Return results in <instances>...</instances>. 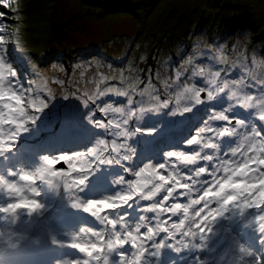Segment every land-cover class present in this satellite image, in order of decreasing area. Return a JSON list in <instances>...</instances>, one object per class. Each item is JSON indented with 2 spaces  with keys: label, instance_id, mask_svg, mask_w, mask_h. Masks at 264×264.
<instances>
[{
  "label": "rangeland",
  "instance_id": "374dc122",
  "mask_svg": "<svg viewBox=\"0 0 264 264\" xmlns=\"http://www.w3.org/2000/svg\"><path fill=\"white\" fill-rule=\"evenodd\" d=\"M0 11L5 12L4 20L12 26L11 29L0 28V35L7 38L4 42L6 64L15 70V76L10 72L8 76L18 82L12 87L20 94L29 115L38 113L35 119L25 122L23 131L14 125L9 128L7 117L0 125L6 137L18 133L10 141L12 147L0 152V166L7 165L5 170L0 169V174L20 179L19 170L38 167L45 154L80 153L88 166L80 190L86 199L99 200L106 193L113 194L126 188L129 180L151 179L161 184L154 196L136 194L124 203L110 201L116 208L101 206L100 209L117 221L108 227L132 233L138 242H143L145 252L137 264L155 262L149 250L157 257L162 252L167 254L162 264H175L180 256H188L185 260L189 263L197 256L190 264H254V261L261 264L258 260L259 257L264 260L262 233L245 221L250 215L259 214L264 205H250L244 212L226 210L215 219L210 231L208 217H200L206 211L201 193L214 179L209 169L219 175L223 170L218 167L220 162L232 156L228 149L243 150L248 146L251 123L257 124L255 138L259 140L264 136L259 127H264V122L252 117L254 107L251 110L242 105L225 108L227 97L223 92L207 99L210 85L200 69L207 72L210 65L220 71L223 79L243 77L244 87L248 91L256 90L247 82L252 81L253 76L256 78L253 83L264 77V64L260 63L264 61V0H5L0 3ZM10 16L15 21L9 20ZM218 49H221L219 53ZM196 52L201 55L196 56ZM190 54L192 59L182 65L181 61ZM193 86L204 99L189 107L184 91H190ZM40 101L45 102L43 108L32 107ZM116 105H127L124 110L130 115L125 117L115 111ZM216 110L224 111L231 119L216 116ZM237 118L244 123L236 125ZM225 124L236 131L222 135L205 131ZM54 131L76 136L82 140V146L74 143L71 148L60 149L52 144L58 137ZM125 131L133 135H124ZM193 135L201 140L186 143ZM212 136H215V147L207 145ZM49 137H52L50 143L46 141ZM125 140L133 149L131 160L123 159L114 148V141L119 142V153L128 154L123 144ZM47 143V148L54 150L40 151L38 156L29 153L21 160L20 155L27 152L25 149L32 151ZM87 149H96L99 156ZM173 150L195 153V158L166 156ZM108 157H119L120 161H108ZM149 161L152 162L149 169L137 177L135 173ZM68 163L57 160L52 167L67 168ZM156 165H164L156 171L168 175L169 180L151 171ZM201 168L204 171H198ZM79 171L73 169L74 173ZM64 176L71 185V174ZM35 183L39 184V180ZM76 183L78 185L79 181ZM151 186L145 184V188ZM214 188L215 185L209 191ZM189 194L200 196L195 204L189 205L191 218L183 207L172 211L174 205L187 203ZM40 198L42 208L29 218L30 234L38 239L26 243L36 244L35 256L27 264L44 261L53 264L58 259L52 253L53 244L65 252L69 246L80 250L68 241L69 233L78 230L81 224L90 228L105 227L91 213L68 202L63 193V180L59 190H45ZM4 199L0 193V202ZM144 204L156 207L145 209ZM173 214L178 217L174 218ZM141 216L143 222H140ZM121 219L125 222L123 228L119 223ZM162 228L167 232L162 233ZM149 229H152L151 235H145ZM189 230L207 234L201 242L199 235L189 236ZM169 231L172 236L168 235ZM181 237L190 243L183 246ZM120 239L124 243L109 254L108 264H122L120 252L129 257L133 255L136 245L132 237L125 239L121 235ZM193 240L201 245L196 254L191 250ZM159 241L163 243L157 249L155 244ZM221 241L226 243L221 244ZM124 244L134 246L122 250ZM244 248L251 251L246 252ZM24 250L25 247L16 253L18 260L25 261L29 256ZM180 250L185 253L176 256ZM114 252L119 255L115 257ZM82 253H67V256L77 258L79 264L87 256Z\"/></svg>",
  "mask_w": 264,
  "mask_h": 264
},
{
  "label": "clouds",
  "instance_id": "9594fccd",
  "mask_svg": "<svg viewBox=\"0 0 264 264\" xmlns=\"http://www.w3.org/2000/svg\"><path fill=\"white\" fill-rule=\"evenodd\" d=\"M6 39L7 38H5V40ZM4 42L0 43V125L4 124L5 117H7L8 121H10L8 127L11 128V126L14 125L21 131V127L25 128V122L30 118L35 119L38 113H33L30 116L19 98L20 94L12 87L13 83L18 82L11 81L8 76L9 72L12 76H15V70L9 63L6 64ZM17 47H19V41H17ZM193 47H195V45H193ZM222 47L223 46H221V49ZM221 49H218L217 52L219 53ZM195 55L199 56L201 53L196 52ZM191 59L192 56L190 54L181 61V64H186ZM260 63L264 64V61H260ZM201 69L200 74L207 77L210 85V88L207 90V99L216 97L219 93L223 92L227 97V102L224 105L225 108L231 107L232 105H242L244 109L251 110V108L254 107L255 111L251 110L252 117H259V120L264 122V77L256 83H253L256 79L255 76H253V80L247 83L252 84L253 89L256 90L248 91L244 87L245 80L243 77L236 80L223 79L220 76V71L218 69H212L210 65L208 66L207 72ZM195 71L194 69V72ZM245 71L248 70L245 69ZM199 91L200 90L195 86H193L190 91L185 89L184 100L189 107H191L193 102L204 99L203 97H199V99L196 98ZM30 101L31 97H29V102ZM129 102H131V97H129ZM161 103L166 104L167 102L162 101ZM126 108L127 105H116L115 111L122 112L123 115L127 117L130 113L124 110ZM155 110L160 111L159 108H155ZM174 111H176V109H174ZM216 112L224 111L216 110ZM227 118L231 119V117ZM241 123H244V121L240 119L237 120V125ZM223 127H227V125ZM251 128L252 133L248 134V146L244 147L243 150L239 148L228 149L232 153V156L220 162L218 167L223 170L219 175H217L216 171L209 169L214 179L204 192L201 193V196L205 198L204 204L206 206V211L204 215L200 217L201 219H204V216L208 217L207 222L209 223V231L212 229L215 219L221 214H224L226 210L244 212L250 205H264V167H262L264 166V136L257 140L255 138L256 135H253V132L256 134L258 132L257 124L251 123ZM233 131H235L234 128ZM218 132L219 129L213 134L216 135ZM128 134L133 135V133L130 132ZM12 139H14L13 134L10 133L6 137L4 128L0 127V152L6 150V141ZM123 144L128 154L121 152L120 156H122L123 159L131 160V152L133 149L128 145L127 140H125ZM237 153H239V155H237ZM106 159L108 161H120L119 157H108ZM9 171L12 170L9 169ZM198 171H204V169H199ZM23 173H28V175H24ZM77 175L86 176L87 172H77ZM151 175L152 173L149 174V177H151ZM18 176L20 179H9L5 174H0V193L5 197L3 202H0V264H27L25 261L16 259L13 254L22 250L27 242L37 241V236L30 234L29 224L31 221L29 218L33 217L34 213H38L43 206L40 194L48 189L59 190L61 180H63V193L68 198V202L75 207L85 209L105 225L103 228H90L87 224H81L78 230L69 233L70 240L68 243L87 254L83 260L79 261V264H90V262L91 264H108L109 254L114 249H117L118 245L122 244L121 242L123 239H120L121 232L117 231L115 227H108L109 224L115 225L117 221L111 219L108 212L100 211V203L85 207L89 200L93 199H86L80 194L83 182H79L77 185L76 181H73L70 187L66 186L67 178L63 174H60L58 177L57 174L52 171L42 170L40 164L38 167L31 170H19ZM120 179H122V177ZM37 180H39V184L35 183ZM126 183L128 185L126 188H120L113 194L106 193L101 196V199L96 201H104L106 199L110 201H120L121 194H130L124 199V202L130 196L136 194L151 197L161 188L160 183H155L151 179L136 180L135 183L129 180ZM145 184H151L152 186L145 188ZM213 185H215V188L209 191ZM198 199H200V196L193 197L189 194L188 202L183 205L179 203L174 205L172 211H176L180 207H183L184 213L191 218L192 214L188 211L189 205L195 204ZM72 201H76V203H72ZM106 206L110 208L117 207L115 203L107 204ZM143 207L145 209L153 208L156 207V205L144 204ZM197 211H199V209H197ZM140 222H143V216H141ZM245 222L252 223L257 231L262 233L260 239H264V227H262V225H264V208H261L257 215H250ZM119 223L122 228L125 226L124 220L121 219ZM105 233H107V239H105ZM206 234L205 232L194 233L190 230L188 232L189 236L199 235L201 242H203ZM123 236L125 239L130 237L127 232H125ZM51 239L54 241L56 240L55 236H52ZM78 241L94 242L79 243ZM181 241H183V246L190 243V240H184L183 237H181ZM80 244L86 245V248H81L79 246ZM94 245H99L100 247ZM200 246V244H196L197 248ZM139 247L140 244H137L133 249V255L131 257H125L123 254H120V261L122 264H137L143 254H140L139 258H137ZM53 264H78V259H72L65 255L62 258L55 259Z\"/></svg>",
  "mask_w": 264,
  "mask_h": 264
},
{
  "label": "snow or ice",
  "instance_id": "6c2138e0",
  "mask_svg": "<svg viewBox=\"0 0 264 264\" xmlns=\"http://www.w3.org/2000/svg\"><path fill=\"white\" fill-rule=\"evenodd\" d=\"M5 2V0H0V3H3ZM2 15V14H0ZM3 25H0V28H2ZM5 36L4 35H0V43H3L5 41ZM203 70V69H201ZM200 97V94L198 93V95L196 96L197 99H199ZM31 102V101H30ZM44 101H40L38 104L34 103L32 105L33 108L35 109H41L44 107ZM85 103H87V101H85ZM105 107H108V105H106ZM119 112V111H117ZM216 116L218 117H223L225 120H228L227 115H225V112H216L215 113ZM89 116H91V113H89ZM31 119V118H30ZM237 120H239V118L235 119V124L237 125ZM93 124L96 123L95 120L92 121ZM111 123V121L109 122ZM243 124V123H241ZM240 124V125H241ZM227 125V124H225ZM251 126V125H250ZM260 127V131H261V134H264V127ZM219 129V132L218 134H224V133H230V132H234L233 131V128L229 125H227V127H220L218 128ZM24 128L21 127V131H23ZM149 131H151V129H149ZM197 131H200L199 129ZM205 131H209V132H217V128H213V129H205ZM236 131V129H235ZM124 135H129L127 131H125L123 133ZM17 134L16 133H13V136L15 137ZM253 135H256L255 132H253ZM196 140H201V137L199 136H196V135H193L191 137L190 140H187L186 143H189L191 144L193 141H196ZM11 140H8L6 141V149L12 147L11 143H10ZM203 142V141H202ZM216 142L215 140V136H212L210 137L208 140H207V145L208 146H212V147H215L216 146ZM99 143L102 145L104 143V141H99ZM114 148L115 150L117 151L118 154L119 153V142H115L114 141ZM87 152H90L92 153L93 155L95 156H99V152L96 150V149H87ZM87 153H85L86 155ZM167 156L169 157H174V156H180L182 159L185 158V156H187L189 159H194L195 158V153H187V152H182L180 150H173V151H169L167 154ZM69 161L68 163V167L67 168H54L52 167V165L57 161ZM152 164L151 161H149L147 164L144 165L143 168H141L139 171H137L135 174L137 177H140L141 176V173H143L144 171L148 170L150 165ZM164 165H156L155 167H153L151 169V171L157 176V177H163L164 180H169V176L168 175H164L161 171H156V168H163ZM40 168L42 170H48V171H52L53 173H56V174H71V177H72V181H79V182H83L85 180V176L84 175H77V172H73V169H79L80 171L79 172H83L85 170H87L88 166H87V161L84 159L83 156H81L80 153H69V152H60L58 154H45L43 155L42 157V162L40 163ZM202 169V168H201ZM24 175H28V173H23ZM133 183H135V181H133ZM66 186H71L68 181L66 180ZM130 194H121V197H120V201L121 203L124 202V199H126ZM110 200H104V201H96V200H89L88 204L85 205V207H89L91 206L92 204H96V203H100L101 206H106L107 204H109ZM72 203H76V201H72ZM201 219V218H200ZM161 227H163V225H160ZM262 227H264V225H262ZM179 230V229H177ZM152 233V229H149V233H145V235H151ZM124 233H121V235H123ZM129 236L132 237V243L134 245H137V244H140V247H139V250L137 252V258H139L140 254L144 253L145 252V247L143 246V243L141 242H138L137 240V237L135 235H132V233H128ZM168 235L169 236H172V232L169 231L168 232ZM154 237V236H153ZM261 240H264V239H261ZM122 244L124 243V240H122L121 242ZM161 243H163V241H159V243H156L155 244V247L157 249L160 248L161 246ZM81 248H86V245L84 244H80L79 245ZM96 247H100L99 245H94ZM241 247L243 248V246L241 245ZM244 250L246 252H250L251 249H248V248H244ZM120 254H123L125 257H127L125 255L124 252H120ZM261 262V264H264V260L261 259V257H259V260ZM254 264H255V261H254Z\"/></svg>",
  "mask_w": 264,
  "mask_h": 264
},
{
  "label": "trees",
  "instance_id": "16d2710c",
  "mask_svg": "<svg viewBox=\"0 0 264 264\" xmlns=\"http://www.w3.org/2000/svg\"><path fill=\"white\" fill-rule=\"evenodd\" d=\"M10 9H8V11H9ZM10 11H12V10H10ZM0 14H2V15H0V24L1 25H3V27H7V28H12V26H11V24L9 25V24H7L6 22H5V18H4V14H5V12H3V11H0ZM6 18H8V17H6ZM9 20H11V21H15V20H13L12 18H11V16L8 18ZM79 129V128H78ZM55 133H57V131H54ZM82 132H84V131H82ZM64 134H58L57 133V140H54V141H52V144H56V145H58L59 146V148L61 149V148H71V147H73V144L75 143L77 146H82V140L81 141H79L80 139H78V138H76V136H74V135H69V133H66V131L65 132H63ZM84 133H86V132H84ZM51 135V134H50ZM53 135V134H52ZM50 138H52V137H49L48 139H46V141H49V143H50ZM35 139V138H34ZM30 141H31V138L29 139ZM75 140V141H74ZM49 143H47V144H44V145H40V147L41 148H39V147H37L35 150H32V151H28L27 149H25L27 152H23V155H21V156H24V157H26V155L27 154H29V153H31L32 155H36V156H38V155H41V152L40 151H43V150H54L53 148H47L48 146H49ZM32 145V144H31ZM44 146V147H43ZM169 152V151H168ZM167 152V153H168ZM166 153V154H167ZM167 156V155H166ZM40 162V160H38V163ZM107 181V180H106Z\"/></svg>",
  "mask_w": 264,
  "mask_h": 264
},
{
  "label": "bare ground",
  "instance_id": "6f19581e",
  "mask_svg": "<svg viewBox=\"0 0 264 264\" xmlns=\"http://www.w3.org/2000/svg\"><path fill=\"white\" fill-rule=\"evenodd\" d=\"M31 141H33V139L31 140ZM12 151H13V149H12ZM10 152V151H9ZM20 157L22 158L21 160H23V159H25V157L24 156H21L20 155ZM27 157V156H26ZM20 160V161H21ZM36 162H38V161H36ZM35 162V163H36ZM6 167H7V165H5V164H2V166H0V169L1 170H5L6 169ZM192 244H191V250L193 251V252H197L198 250H199V248H197L196 247V244H198L197 242H195L194 240L191 242ZM35 248H36V244H34V243H29V244H27L26 246H25V250L24 251H27V252H29L28 253V255L29 256H27V258H26V262L28 263V262H30V260L35 256ZM38 256H36L35 257V259H34V263L36 262L35 260H36V258H37ZM196 258H197V256H194V258L193 259H191V262L190 263H194V261L196 260ZM189 262L187 263V264H190Z\"/></svg>",
  "mask_w": 264,
  "mask_h": 264
}]
</instances>
